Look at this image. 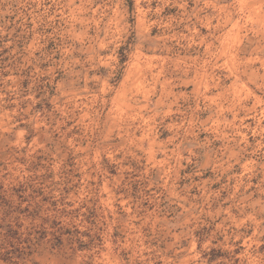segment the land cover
Returning a JSON list of instances; mask_svg holds the SVG:
<instances>
[{"label": "rangeland", "instance_id": "obj_1", "mask_svg": "<svg viewBox=\"0 0 264 264\" xmlns=\"http://www.w3.org/2000/svg\"><path fill=\"white\" fill-rule=\"evenodd\" d=\"M0 264H264V0H0Z\"/></svg>", "mask_w": 264, "mask_h": 264}]
</instances>
